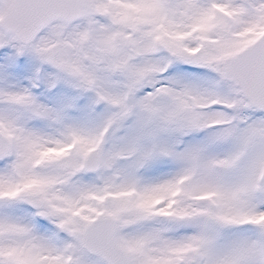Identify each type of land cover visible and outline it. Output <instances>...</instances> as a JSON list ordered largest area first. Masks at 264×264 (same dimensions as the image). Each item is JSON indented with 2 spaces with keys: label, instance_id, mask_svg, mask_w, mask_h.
<instances>
[{
  "label": "snow or ice",
  "instance_id": "snow-or-ice-1",
  "mask_svg": "<svg viewBox=\"0 0 264 264\" xmlns=\"http://www.w3.org/2000/svg\"><path fill=\"white\" fill-rule=\"evenodd\" d=\"M0 264H264V0H0Z\"/></svg>",
  "mask_w": 264,
  "mask_h": 264
}]
</instances>
